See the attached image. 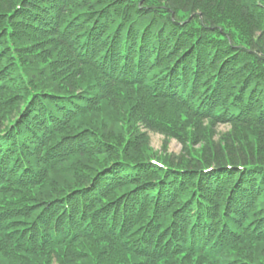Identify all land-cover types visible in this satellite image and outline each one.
<instances>
[{
	"label": "trees",
	"instance_id": "trees-1",
	"mask_svg": "<svg viewBox=\"0 0 264 264\" xmlns=\"http://www.w3.org/2000/svg\"><path fill=\"white\" fill-rule=\"evenodd\" d=\"M13 1H0V107L15 106L0 121V264H264V0ZM223 12L245 32L210 17ZM35 38L66 49L78 81L29 74ZM209 120L231 130L199 127L198 156L141 150L147 132L166 149Z\"/></svg>",
	"mask_w": 264,
	"mask_h": 264
},
{
	"label": "rangeland",
	"instance_id": "rangeland-1",
	"mask_svg": "<svg viewBox=\"0 0 264 264\" xmlns=\"http://www.w3.org/2000/svg\"><path fill=\"white\" fill-rule=\"evenodd\" d=\"M0 1H3V0H0ZM10 1L14 3L13 0H10ZM243 1H246V0H243ZM215 15H218V14L216 13L212 14L210 15V17L213 18L216 23L227 25V26L229 25L230 27L234 28L237 31L245 32V27L236 20L234 15H230L228 14V12H223V15L221 16H215ZM37 39H39V41H41L42 43L36 46H33L30 49L31 51L23 52V54L22 53L20 54V57L23 63L26 65V67H28L26 69L29 72V74H31L30 71L33 68H40V69H47V70H50L51 67L55 68L57 70V73H55V76H53L52 81L50 80L48 82V84L50 85L45 86L46 88H49V89H53V88L55 89V86H58V83H57L58 74L63 75V76L68 75L70 76L71 80H76L79 72L74 67L75 64L68 60V58L70 57V54L68 53V51L58 46L57 43L53 39L48 38L46 40H43L42 38H35L34 42L37 41ZM31 54H35V56L33 57ZM24 56H27V57H24ZM28 72H26V75H28ZM81 72H83V76L85 77L83 79H86L87 81L88 80L87 75L90 72L87 69ZM76 81H78V79ZM76 89L79 90V88H76ZM75 94L78 95V91L75 92ZM103 106L104 107H102L101 109L107 108L106 105H103ZM120 106L123 110L121 115L128 114L127 112L128 108L126 106H122V105ZM14 107L15 106L0 107V121H2L3 114L8 113ZM117 107L111 106L108 108L116 109ZM135 119H138V118H135ZM136 123H137L136 126H139L140 123L139 122H136ZM132 125L134 124H131L130 126ZM199 127H202L201 129H209L210 132H212L216 138L222 134L230 132L231 130L230 125L214 123L211 120L205 121L204 124H201V122L199 123L197 121H185L182 124H180V126H177V129H176L177 132H175L176 137L169 138L166 149L163 148L164 147L163 136L159 134L147 132V138H145L147 141L146 146L143 147L141 150L146 151V153L149 154L148 156L157 157L159 160H163V161L167 160V156H168L167 154L180 155V154L186 153L187 158L191 159L194 156L200 155V153L202 152V147L197 142L198 141L197 140V137H198L197 129ZM138 130L142 133L146 132L142 126H139ZM235 133L239 134L240 138H243L244 136H248L253 141L255 140L257 129L255 127H252V128L251 127H247V128L239 127L237 128ZM24 135H26V132ZM113 143L117 147L123 144L117 141H114ZM253 146L255 150L256 149L255 143H253ZM124 147H125L124 152H126L127 149L130 150L132 148V145L128 143V140L125 139ZM128 152L129 151H127V153ZM133 155L136 156V154H133ZM101 160H103V158L90 159V160H85L86 165L84 166L81 165L80 162L75 163L74 165L76 167L78 166L84 169L92 170L94 166H96L97 164L101 162ZM56 179L59 180L60 178H56ZM71 180L72 179H70L69 177V178H65L64 181H66L67 182L66 184H68V182H70ZM56 184L58 185L57 182ZM244 253L245 251H242L243 256H244ZM33 264H36V263H33ZM37 264H56V263L51 259L46 260L43 258V260H41Z\"/></svg>",
	"mask_w": 264,
	"mask_h": 264
}]
</instances>
